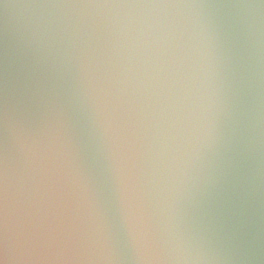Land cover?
<instances>
[{
    "label": "water",
    "instance_id": "obj_1",
    "mask_svg": "<svg viewBox=\"0 0 264 264\" xmlns=\"http://www.w3.org/2000/svg\"><path fill=\"white\" fill-rule=\"evenodd\" d=\"M0 264H264V0H0Z\"/></svg>",
    "mask_w": 264,
    "mask_h": 264
}]
</instances>
